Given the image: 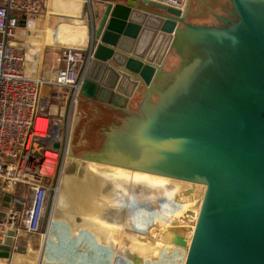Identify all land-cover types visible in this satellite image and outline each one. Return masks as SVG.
<instances>
[{
	"label": "water",
	"instance_id": "obj_1",
	"mask_svg": "<svg viewBox=\"0 0 264 264\" xmlns=\"http://www.w3.org/2000/svg\"><path fill=\"white\" fill-rule=\"evenodd\" d=\"M103 1L68 156L207 186L185 264H264V0H197L203 24ZM24 233L8 232L0 264L26 254Z\"/></svg>",
	"mask_w": 264,
	"mask_h": 264
},
{
	"label": "built area",
	"instance_id": "obj_2",
	"mask_svg": "<svg viewBox=\"0 0 264 264\" xmlns=\"http://www.w3.org/2000/svg\"><path fill=\"white\" fill-rule=\"evenodd\" d=\"M47 1L0 0V190L13 197L12 212L16 213L12 224L0 217V245L12 228L43 234L48 201L60 186L72 116L91 60L90 47L64 48L53 78L47 79L40 72V54H29L15 43L22 23L27 27ZM146 1L182 11L188 3ZM46 86L56 90L52 100L64 101V118L51 117L42 105Z\"/></svg>",
	"mask_w": 264,
	"mask_h": 264
},
{
	"label": "bare ground",
	"instance_id": "obj_3",
	"mask_svg": "<svg viewBox=\"0 0 264 264\" xmlns=\"http://www.w3.org/2000/svg\"><path fill=\"white\" fill-rule=\"evenodd\" d=\"M68 12L76 16L80 14L78 7L73 10L71 9V11ZM34 29L35 23L30 22L27 26V31L25 29L21 30L26 31L30 37L31 35L29 32ZM23 33L25 35V32ZM15 43H17L19 46L21 45L18 43V41ZM75 44L76 46H86L88 41L82 42L78 40ZM70 159L71 157L67 158L65 163V173H63L61 185L58 189V197H56L57 200H55L56 205L54 203L55 206L53 207L51 218L52 221L59 201L61 208L70 211L69 213H66V215L68 221L71 223L70 229L73 235H76L80 233V231L87 229L91 232L90 235H92L94 238L96 245L110 247L115 255L129 260L133 264H145V262L148 261L156 263L157 260L160 259L162 252H171L175 249H184V251H182L185 253L183 262V264H185L201 213L207 186L164 176L133 171L121 167L110 166L99 162L92 163V161L89 162V160L88 162L90 166H87L84 164L86 162L83 160L71 159L69 162ZM83 166L86 172L88 171L87 173H90V176L86 175L83 181L80 180L78 182L76 177L77 174L74 176L72 172L74 173L76 168L80 169V167ZM97 175H99V177H103V179L104 177H107L109 180H111L110 183L112 184L113 194L111 196L112 198L109 200L110 202L113 201V206L109 207V210L104 216H102V214L99 215V212L97 215H94L95 213H90L91 217L89 218L87 215L84 216V214L80 212L83 211V207L85 206L84 204L93 200L92 194H94V190L97 185L99 184L101 188V186L104 184V182L102 184V181H97L99 180L97 179ZM66 189H69L71 196L74 195V197H72V206H74L75 211H73V207L70 206V204L67 205L65 202L66 200L64 192ZM132 194L137 197V200L140 201V204L141 202L146 204V206L142 204L139 210L145 211L154 217V221L151 226H146L145 220L141 214L135 218V220H137L139 223L138 227H140V229L147 227V230L142 233L133 232L131 230L133 229L132 225L134 219L131 218V215L124 214L125 211L123 212L122 206L125 208L126 206L122 205L121 203H124V200L129 198ZM163 202H165V204H163ZM149 204L151 206L150 209L148 208ZM76 209L78 211H76ZM92 209H94L92 210L93 212L96 211L95 208ZM90 214L88 213V215ZM15 218L16 213L10 212L11 223L15 221ZM172 229L177 231L179 229L181 232L174 233L172 232ZM116 230H118V233H121H119L121 235H119V238L115 234L117 232ZM23 236H25V233ZM178 237L183 238L184 242H186V246L184 248L183 246L179 247L177 245ZM124 238L125 240L127 239L126 243L123 240ZM117 240H119L120 244L115 243ZM42 246L43 250H45L44 245ZM31 250L32 248L29 247L26 251V254H14L11 259V264H35L36 262L33 260V258H31V256H29ZM43 252L45 251H42L40 254L39 264H43V261L46 260V258L44 259L45 254ZM0 262L5 263L6 260H1Z\"/></svg>",
	"mask_w": 264,
	"mask_h": 264
},
{
	"label": "rangeland",
	"instance_id": "obj_4",
	"mask_svg": "<svg viewBox=\"0 0 264 264\" xmlns=\"http://www.w3.org/2000/svg\"><path fill=\"white\" fill-rule=\"evenodd\" d=\"M101 1L102 0H48L43 6V9L40 12V14L37 16H33L29 19L30 22L35 23V29L29 32L31 38L26 33L27 27L23 28L26 31L21 29L18 30L17 41L19 44H21L20 47H22L23 50L28 52L29 54H35L36 52L40 54V57L42 59V67L40 69V72L45 78L47 79L53 78L54 69L56 68L55 66L56 59L58 57L59 52L62 49L86 48V47L89 48L88 47L89 39H90L89 37H91L89 35H92L93 33L96 32L106 8L105 3L104 2L102 3ZM196 1L197 0H188V3L186 4V7L184 9L185 21L191 24H203L204 17L197 8ZM77 7L79 8L80 11V14L78 16L68 12L71 11V9L72 10L76 9ZM23 32H25V35ZM78 40L82 42L88 41V44H86V46H79V45L76 46L75 43ZM44 93L47 96H50L48 89L47 90L45 89ZM140 98L137 99V101L131 107L130 109L131 112L138 113V101L140 100ZM62 103H64V101ZM59 104L60 102H58L57 100H48L47 98L43 99L42 102V105L45 108H48V110L50 108H54L53 110L55 111L57 110V108H61ZM75 112L77 111L75 110L73 113L72 116L73 120L71 122V127H70L71 129V135L69 136L70 144H71L73 127L76 117ZM70 144L68 146V151H67L68 153L66 154V156H64V168L66 167L65 163L67 161V158L69 157L75 160H83L84 162H86L84 164L88 166L89 162L91 161L88 162V160L86 159L68 156ZM71 159L69 160V162L71 161ZM77 169L78 168H76L74 170V173L72 172V174L74 176L77 174L76 177L78 182L80 180L83 181L86 175L90 176V173H87L88 171L86 172L84 166L80 167V169L78 170ZM63 173H65V170ZM97 177H98L97 179H99L97 180L98 182L102 181V184L104 182L103 186H101L102 189L98 184L94 190V194H92L93 200H91L90 202L88 201L89 203L87 202L86 204H84L85 206L83 207V211L80 212L83 213L84 216L87 215L89 218L91 217V214L95 213L94 215H97L98 212L99 215L102 214V216H104L105 213H107V211L109 210V207L113 206L112 205L113 201L110 202L109 200L112 198L111 196L113 194L112 184L110 183L111 180H109L107 177H104L103 179V177L101 176L99 177V175H97ZM62 178H63V174L61 179ZM59 185H61V182ZM64 195H65L66 204L67 205L70 204V206H72L73 205L72 197H74V195L71 196V192L69 191V189H66ZM56 197H58V192L56 194H52L48 201V209L43 223V228L45 230L43 234H46L48 236V237L46 236L44 242H46L47 244L46 243L43 244V236H42L43 234L35 235V236L27 234L25 238L21 240V245H24L27 248L29 247L32 248V250L30 251V256L36 262L35 264H39L40 262L39 260H40V254L42 252V245H44L45 252L43 253L45 254V258H46V260L43 261V264H127V263L133 264L129 260L123 259V257H119L115 255V253L112 252V250H110L112 253L111 252L105 253V256H101L102 258L95 255L96 251L93 249L92 246L98 248L99 245H96V243L94 242V238L92 237V235H90L91 232L85 229L83 231H80V233L73 235L70 229V224H69L70 222H68L66 215V213H69L70 211L61 208L59 201L52 221L51 218H52L53 207L56 205L55 203V200H57ZM130 197L125 199L124 203H121L122 205L126 206V208L122 206L123 212L125 211L124 214L131 215V218L134 219L132 225L133 229H131L133 232H139V233L145 232L147 230L146 229L147 227L140 229V227H138L139 223L137 222V220H135V218L141 214L145 220L146 226H151L153 224L154 217L145 211L139 210L142 204L145 206L146 204L142 202L140 204V201L137 200V197L134 196V194H132ZM163 204H165V202H163ZM148 206H149L148 208L150 209L151 207L150 204ZM72 207H73V211H75L74 206ZM92 208H95L96 211L93 212L92 210L94 209ZM76 211L78 210L76 209ZM88 213L91 214L88 215ZM116 231L117 232L115 234L119 238V235L121 233L119 232L120 233L119 234L118 230ZM123 240L126 243L127 239L125 240L124 238ZM115 243H119V240H117ZM178 246L180 247V245ZM182 250L184 251V249ZM182 250L175 249L171 252L169 251L162 252L160 255V259H158L156 263L148 261L145 262V264L148 263L149 264H177V263L183 264L185 253Z\"/></svg>",
	"mask_w": 264,
	"mask_h": 264
},
{
	"label": "crops",
	"instance_id": "obj_5",
	"mask_svg": "<svg viewBox=\"0 0 264 264\" xmlns=\"http://www.w3.org/2000/svg\"><path fill=\"white\" fill-rule=\"evenodd\" d=\"M108 1V0H107ZM110 1H112V0H110ZM114 2H122V0H113ZM112 1V2H113ZM102 3L104 2L105 3V1H101ZM106 4V3H105ZM47 90L48 89V91H49V93H50V96H47L45 93H44V90ZM144 91H145V88H143V87H141V90L139 91V92H137L136 93V95H135V97H134V99H132V100H130L129 101V108L131 109V107L134 105V103L137 101V99H139L142 95H143V93H144ZM54 93H56V90H54L52 87H49V86H46L44 89H43V99H45V98H47L48 100H52V95L54 94ZM86 98V97H85ZM88 99V98H87ZM88 100H90V99H88ZM91 101H93V100H91ZM94 102H96V101H94ZM78 103H79V98H78V100H77V102H76V106H75V108H77L78 107ZM98 103V102H97ZM61 107H62V105H64V103H60L59 104ZM108 106H110V105H108ZM113 107V106H112ZM76 111H77V109H76ZM76 113V112H75ZM19 192H22V190H19L17 193H19ZM12 196L11 195H9L8 193H4V192H2L1 190H0V217L2 218V219H4V220H7V221H9V222H11L10 221V212H12L13 211V209H12ZM14 223V222H13ZM12 224V223H11ZM12 229H15V228H12ZM11 229V230H12ZM44 228H43V233H44ZM26 233V232H25ZM47 234H48V232H47ZM25 236H26V234H25ZM43 236V244H45L46 242H44V240H45V238H46V234H43L42 235ZM21 248H25L26 249V251L28 250V248L27 247H25L24 245H19ZM93 247V249L96 251V253H95V255H97L98 257H100V258H102L101 256H105V253H109V252H111L110 250V248L109 247H101V246H98V248H95L94 246H92ZM106 248V249H105ZM108 248V249H107ZM42 251H44L43 250V247H42ZM29 252V251H28ZM17 254V253H16ZM29 256H30V253H29ZM44 259H45V257H44ZM1 261V260H0Z\"/></svg>",
	"mask_w": 264,
	"mask_h": 264
},
{
	"label": "flooded vegetation",
	"instance_id": "obj_6",
	"mask_svg": "<svg viewBox=\"0 0 264 264\" xmlns=\"http://www.w3.org/2000/svg\"><path fill=\"white\" fill-rule=\"evenodd\" d=\"M68 222H70V221H68ZM70 224V227H71V223H69Z\"/></svg>",
	"mask_w": 264,
	"mask_h": 264
}]
</instances>
